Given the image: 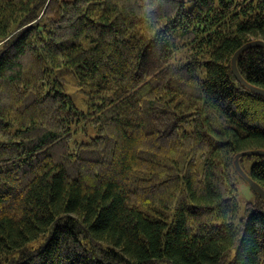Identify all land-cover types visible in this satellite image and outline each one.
I'll return each instance as SVG.
<instances>
[{
    "label": "trees",
    "instance_id": "trees-1",
    "mask_svg": "<svg viewBox=\"0 0 264 264\" xmlns=\"http://www.w3.org/2000/svg\"><path fill=\"white\" fill-rule=\"evenodd\" d=\"M254 40L264 0H0V264H264Z\"/></svg>",
    "mask_w": 264,
    "mask_h": 264
},
{
    "label": "water",
    "instance_id": "water-1",
    "mask_svg": "<svg viewBox=\"0 0 264 264\" xmlns=\"http://www.w3.org/2000/svg\"><path fill=\"white\" fill-rule=\"evenodd\" d=\"M253 47H262L264 49V41H262V40H254V41L246 43L245 45L240 47L232 56V59H231V70H232V73H233L234 77L236 78V80L238 82H240L244 87H246L249 90H251L252 92H255V93H257V94H259V95L264 97V90L249 85L241 77V75L239 74V72L237 70V67H236V59H237L238 55H240L245 50L253 48ZM246 156H264V150L254 149V150H248V151L240 152L235 157V160H234V165H235V169H236L237 173L249 185L251 190L256 192L257 194H259V196L264 200V190L260 186L254 184V182L242 170V168L239 165V159L242 158V157H246Z\"/></svg>",
    "mask_w": 264,
    "mask_h": 264
},
{
    "label": "rangeland",
    "instance_id": "rangeland-1",
    "mask_svg": "<svg viewBox=\"0 0 264 264\" xmlns=\"http://www.w3.org/2000/svg\"><path fill=\"white\" fill-rule=\"evenodd\" d=\"M70 90H73L74 92H76L75 88L72 89V86ZM81 99H82V95H81ZM249 168H250V165L248 164L246 166V169L249 170ZM237 189H238V194H237L238 204H239L240 210H242L245 203L252 200L253 193L250 190L249 186L241 179L237 181Z\"/></svg>",
    "mask_w": 264,
    "mask_h": 264
}]
</instances>
